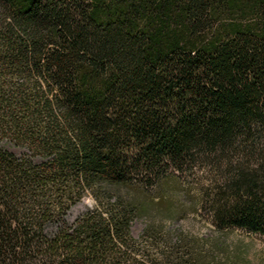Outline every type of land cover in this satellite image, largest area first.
<instances>
[{"label":"trees","instance_id":"16d2710c","mask_svg":"<svg viewBox=\"0 0 264 264\" xmlns=\"http://www.w3.org/2000/svg\"><path fill=\"white\" fill-rule=\"evenodd\" d=\"M201 165L264 235V0H0V264H223L133 232L132 187Z\"/></svg>","mask_w":264,"mask_h":264},{"label":"rangeland","instance_id":"374dc122","mask_svg":"<svg viewBox=\"0 0 264 264\" xmlns=\"http://www.w3.org/2000/svg\"><path fill=\"white\" fill-rule=\"evenodd\" d=\"M203 165L178 172L171 170L153 189L134 186L131 192L146 218L134 224V236L148 222L166 223L184 232L200 252H214L223 264H264V235L236 227H220L212 216L210 196L216 188ZM213 189V190H212ZM85 199L74 207L69 221L91 208Z\"/></svg>","mask_w":264,"mask_h":264}]
</instances>
